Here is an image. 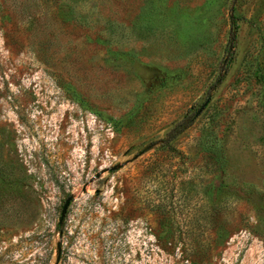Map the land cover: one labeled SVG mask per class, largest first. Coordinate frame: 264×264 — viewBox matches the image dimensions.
<instances>
[{"label": "rangeland", "instance_id": "rangeland-1", "mask_svg": "<svg viewBox=\"0 0 264 264\" xmlns=\"http://www.w3.org/2000/svg\"><path fill=\"white\" fill-rule=\"evenodd\" d=\"M58 244V264H264V0H0V264Z\"/></svg>", "mask_w": 264, "mask_h": 264}, {"label": "trees", "instance_id": "trees-1", "mask_svg": "<svg viewBox=\"0 0 264 264\" xmlns=\"http://www.w3.org/2000/svg\"><path fill=\"white\" fill-rule=\"evenodd\" d=\"M234 40L235 37L233 35L231 40L229 41V45H228L229 47H231L232 45L234 46ZM229 56L230 57L232 56L231 51H229ZM230 59L231 58L228 59L229 60L228 62H230ZM198 115H199L198 112L194 113V115L192 116L186 115L176 124H174L172 128L166 133L165 138L160 141V144L158 145L157 148L168 147L170 143H172L178 136H180L185 130H187L193 124V122L196 120ZM150 145L147 146L148 149L152 148L149 147ZM219 216L220 214L216 211L210 212L209 214L206 213V215L204 214L200 216L206 226L202 227V231L195 235L193 241L195 243L187 244L188 247L186 248V252L189 256V260L191 263L192 262L200 263L206 258L210 250V242L208 240V234L206 235L205 232L210 231V229L215 230L218 228L219 225L222 224ZM164 222L166 224L164 235L167 238H170V242H171V240L175 235L173 219L169 214L168 215L164 214ZM169 245L170 247L174 246L172 245V243H170Z\"/></svg>", "mask_w": 264, "mask_h": 264}, {"label": "water", "instance_id": "water-1", "mask_svg": "<svg viewBox=\"0 0 264 264\" xmlns=\"http://www.w3.org/2000/svg\"><path fill=\"white\" fill-rule=\"evenodd\" d=\"M198 114H200V110L198 111ZM115 169H116V167H112L110 170L113 171ZM71 200H72V196H69V197H67L64 200V202L62 204V207H61V210H60L59 218H58V225H61L63 223V221L65 219V216L67 214L68 208L70 206ZM60 255H61V247L58 244L57 245L56 258H55V263L54 264H58L59 263Z\"/></svg>", "mask_w": 264, "mask_h": 264}]
</instances>
